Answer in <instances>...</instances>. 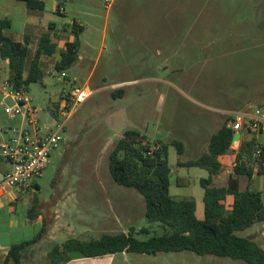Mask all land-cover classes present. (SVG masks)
I'll return each mask as SVG.
<instances>
[{"label":"rangeland","instance_id":"1","mask_svg":"<svg viewBox=\"0 0 264 264\" xmlns=\"http://www.w3.org/2000/svg\"><path fill=\"white\" fill-rule=\"evenodd\" d=\"M58 3L46 0L44 11H34L24 2L0 0V19L12 21L7 35L15 42H29L26 75L42 38L49 37L56 46L52 56L40 58L42 81L32 83L28 90L32 104L43 112L42 123L48 119L47 113L55 114L57 106L75 88L88 83L95 91L69 122L64 134L66 142L52 152L50 164L36 180L41 186L36 207L52 222L58 215L69 222V232L77 220L90 224L96 239L103 232L129 233L131 229L141 241L161 235L159 225L149 223L145 217L144 197L136 189L111 183L109 156L124 133L134 127L151 146L158 147V142L168 144L170 194L176 200H194L196 217L204 220L205 190L201 180L209 174L179 163L197 160L207 152L210 136L219 131L230 114L264 112V0H60L65 15L62 8L56 14L51 12ZM75 27L84 28L79 59L71 69L59 72L56 64L65 44L75 40ZM9 79V62L0 56V80ZM116 90L123 91L121 98H114ZM118 112L124 113L120 117L124 133L119 122L114 128L110 124ZM16 124L17 120L10 119L1 106L0 128ZM199 128H204L200 137L193 139ZM244 135L247 139L257 137L264 145V133ZM173 142L186 143L182 153ZM237 146L232 145L230 156L236 154L233 148ZM233 163L232 159L229 167ZM224 171L220 178L216 177L218 187L228 186L229 176ZM96 181L106 182L107 190L117 189L114 195L123 202L88 198L93 203H72L76 190L82 196V190L96 189L75 187L73 182L88 185L86 182ZM247 185L248 179L240 180L241 190ZM19 194L17 201L8 198L6 201L13 203L0 206L3 245L30 237L27 229L20 233L34 196L30 199L25 193ZM44 199L48 204L42 205ZM143 228L149 229L150 235L140 233ZM253 229L238 235L248 237ZM40 243V258L33 262L26 258L25 264H54L50 257L52 246L46 241ZM116 261L246 264L191 252L126 253L118 254Z\"/></svg>","mask_w":264,"mask_h":264},{"label":"trees","instance_id":"2","mask_svg":"<svg viewBox=\"0 0 264 264\" xmlns=\"http://www.w3.org/2000/svg\"><path fill=\"white\" fill-rule=\"evenodd\" d=\"M24 2L28 9L44 11L43 0H18ZM58 3L57 12L62 4ZM12 28L8 18L0 19V56L8 60L10 83L15 89L29 90L32 83L42 81L40 58L52 56L56 46L49 37L41 40L35 60L28 75L26 63L29 55V42H15L7 31ZM75 40L65 44L61 58L56 64L59 72L71 69L79 58L81 48L80 34L83 27L74 29ZM123 95L122 90L113 92L115 99ZM59 106H57V109ZM56 115V112L55 114ZM230 117L226 119L219 131L212 136L205 152L197 160L179 163L180 166L198 167L206 170L209 177L201 180L205 190V218L196 217L194 200H176L170 194L171 168L168 163V144L158 143V149L150 153L151 144L136 130H128L120 139L109 156V170L112 179L120 186L136 189L145 201V217L151 224H158L163 230L161 235H154L141 241L135 237L136 231L129 233L104 234L99 239H68L57 244L50 253L54 264H66L72 254L85 258H96L105 255L139 254L156 255L158 253L191 252L199 256H214L243 261L246 264H264V249L247 237L239 236V232L252 228L264 221V202L261 192L247 188L240 189V179H251L255 174H264V145L259 144L256 137L243 138L236 155V166L229 179L228 186L218 187L214 180L222 172L223 156L232 149L234 131L229 128ZM180 153L184 146L173 142ZM261 151L259 157L257 151ZM40 190V187H37ZM234 201L227 204V198ZM33 207L29 210V218L39 217L35 197ZM50 223L46 218L37 238L31 242H23L11 247L4 264H22L23 252L34 245L47 233ZM140 233L150 235V230L143 228Z\"/></svg>","mask_w":264,"mask_h":264},{"label":"built area","instance_id":"3","mask_svg":"<svg viewBox=\"0 0 264 264\" xmlns=\"http://www.w3.org/2000/svg\"><path fill=\"white\" fill-rule=\"evenodd\" d=\"M94 95L95 91L88 85L75 88L56 110V115L47 113L48 119L42 123L43 112L32 104L28 91L15 89L10 81L0 80V107L10 119L17 120L15 126L0 133V161L9 167L0 181V198L11 190L30 188L43 176L52 152L66 142L64 134L69 122ZM228 126L234 131V137L240 135V139L233 140L232 145H238L233 148L236 151L246 132L264 133V112L247 110L230 114ZM158 148L152 146L149 154ZM260 154L259 150L256 156Z\"/></svg>","mask_w":264,"mask_h":264},{"label":"crops","instance_id":"4","mask_svg":"<svg viewBox=\"0 0 264 264\" xmlns=\"http://www.w3.org/2000/svg\"><path fill=\"white\" fill-rule=\"evenodd\" d=\"M43 1L45 2V7H46V0H43ZM50 1H53V0H50ZM53 2H55V1H53ZM56 10H57V8H53L51 12L55 13ZM62 11H63V14L65 15L66 9L64 7H62ZM86 85H88V83L85 84V86ZM122 115H124L123 112H118V113H116V115L113 118L110 119V121H111L110 124H111L112 128H114L115 123H117V122L120 123L119 127H122L121 125L123 124V118H120V117H123ZM220 119H222V118H220ZM122 129L123 130L121 132L124 133L126 131V129H124V127H122ZM203 129L204 128L197 129L196 133L192 136V138L195 139V137H200L199 135L201 134ZM5 130H6V128H0V133H2ZM132 130H136V129L133 127ZM198 132H200V133H198ZM115 135H117V134H115ZM122 136L123 135H118L117 137L121 138ZM142 136H144V135H142ZM212 136L213 135L210 136V139L212 138ZM144 137H146V136H144ZM256 139H257V137H256ZM158 143H164V142H158ZM183 143L184 142H182V144ZM192 145H195V143H193ZM183 146H186V143H184ZM238 150H236V152H235L236 154H234L233 156L232 155L230 156L228 154V155L223 156L221 158V161L223 164L222 170L223 171L225 170L224 172L228 173L229 179L233 175V169L236 166V155H237ZM232 159L234 160V163H233V165H231V167H229V165L232 162ZM8 168H9L8 165L4 161H0V181L3 179L5 173L8 171ZM217 178H220V175ZM242 179L243 178H241L240 180H242ZM86 183L88 185H80V184H78V182H73L72 186H75V187H77V186L78 187L79 186H86V187L93 186V187H96V189L82 190V193H83L82 196L79 195V190H76V192L72 195V196H74V201H72V203H74V202H75V204L83 203L85 205H87L88 203H93L92 200H87L88 198L89 199L94 198L96 201H99V202H101L103 199H110V198L115 199L118 204L123 202L119 197L114 195L115 192L118 191L117 189L107 190L106 182L96 181V182H89V183L86 182ZM111 183L114 184L116 182L114 180H112ZM215 183H216V178L214 180V184ZM37 187H40V190H41V186L39 185V183L35 182L28 189L11 190L7 195L0 198V206L6 207L8 204L13 203L12 201L8 203L6 201L8 198H11V200H13V201H17L18 199H20L21 196L19 193H22V194L25 193V194L29 195L30 199L32 198V196H34V198H35L36 194L40 191L37 189ZM247 188L261 192L262 196H263V202H264V174L263 175L255 174L251 179H248V185H247L246 189ZM246 189H244V190H246ZM244 190H241V191H244ZM4 198H5V200H3ZM34 198H33V201H34ZM230 199H231V202L229 203ZM33 201L31 202V207L29 208V210H31V208L33 207V204H34ZM42 201H41L42 205H44V203L48 204L47 199H44ZM233 201H234V199L232 196H229L227 198V204H232ZM61 202L63 203V201H61ZM61 202L59 201V203H61ZM144 204H145V202H144ZM29 210L27 211V215L23 220V224H22L23 228H22V232L20 234H23V230L27 229V230H29L30 237H29V239H23L22 241H20L17 244H20L23 242H31V241L35 240L37 238L39 232L41 231L44 222L46 221V216H44V213L42 212L41 208H39V209L37 208V211L40 213V215L38 218H36L34 220H31L29 218V214H28ZM53 219H54L53 222L51 219L48 220L50 225L47 229L46 235L41 240H39L37 243H35L34 245H31V246L27 247V249H25V251L23 252L22 264H25V261H27V259L31 258L29 261L33 262V261H36L38 258H40L38 255L40 252L39 251L40 250L39 244H41L40 242H42V241H46L47 244H50L49 246H52V248H53L55 245L63 244L64 242H66L68 239H71V238H77V239H81V240L96 239V238L92 237V232H91L94 230L93 229L94 227L92 228L91 225L88 223L77 220L76 222H74V225L72 226V231L69 232V230H68L69 222L61 219L59 217V215L54 217ZM10 226L12 227V224ZM117 227H120V226L117 225ZM253 227H254V229L252 230L251 234L247 238L251 239L252 241L257 243L262 249H264V245H263L264 244V221L261 223L255 224ZM17 229L19 230L18 227H17ZM115 232L116 231L103 232V234H108V233L109 234H116ZM120 233H127V232L123 231ZM2 235L3 234H1L0 236H2ZM6 235H8V233H6ZM3 241H4V239H3V237H1L0 238V264L5 263V260L7 258V255L9 253L11 247L14 245H17V244L3 245V243H2ZM125 254L126 253H123V255H125ZM117 256H118V254H116V255H105V256L96 257V258H85V257H82L78 254H72L71 260L66 264H116L117 263V261H116Z\"/></svg>","mask_w":264,"mask_h":264},{"label":"water","instance_id":"5","mask_svg":"<svg viewBox=\"0 0 264 264\" xmlns=\"http://www.w3.org/2000/svg\"><path fill=\"white\" fill-rule=\"evenodd\" d=\"M238 139H240V135H236V136L234 137V140H238Z\"/></svg>","mask_w":264,"mask_h":264}]
</instances>
